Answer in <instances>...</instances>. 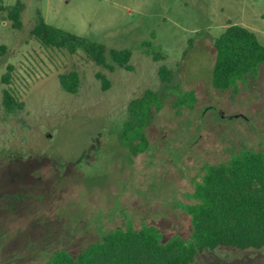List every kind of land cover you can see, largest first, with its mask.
I'll list each match as a JSON object with an SVG mask.
<instances>
[{
    "label": "rangeland",
    "instance_id": "rangeland-1",
    "mask_svg": "<svg viewBox=\"0 0 264 264\" xmlns=\"http://www.w3.org/2000/svg\"><path fill=\"white\" fill-rule=\"evenodd\" d=\"M24 3L22 27L0 9L1 76L26 107L4 122L0 101V264H47L61 249L77 255L103 234L132 223L155 226L163 241L191 238L183 209L209 164L245 148L264 150V63L226 90L213 85L216 38L241 24L264 44V0H3ZM104 44L131 48L132 70L111 71L87 58L41 45L31 35L40 17ZM148 41L165 55L155 60ZM162 64L174 71L163 85ZM76 70L79 92L59 75ZM104 72L111 86L96 77ZM162 92L152 109L148 145L132 154L119 137L129 103L146 89ZM194 104H183L189 92ZM186 100L191 101V96ZM187 103V102H186ZM140 141H136L139 144ZM7 149V150H6ZM143 149V148H142ZM189 264H264V248L220 245Z\"/></svg>",
    "mask_w": 264,
    "mask_h": 264
},
{
    "label": "trees",
    "instance_id": "trees-1",
    "mask_svg": "<svg viewBox=\"0 0 264 264\" xmlns=\"http://www.w3.org/2000/svg\"><path fill=\"white\" fill-rule=\"evenodd\" d=\"M0 9L8 12L14 28L22 27L23 2L5 7L0 0ZM31 35L43 46L67 50L71 54L82 52L111 71L116 67L133 69L131 48L108 49L102 43L55 27L42 16ZM215 48L212 80L220 90L233 87L248 74L258 72L264 63V44L254 31L238 23H230L226 27L216 38ZM143 49L155 60L165 59L163 52L155 50L148 41L143 42ZM14 71V65L9 63L1 76L0 101L4 122L18 117L26 107V102L13 87ZM158 75L166 86L172 83L174 71L162 64ZM96 77L105 90L110 88L111 81L104 72L98 71ZM59 80L64 91L71 94L79 92L81 76L78 71L61 73ZM190 96L192 100H186ZM182 101L183 104H194V92L186 94ZM161 106V90L151 88L129 103L119 137L132 154H138L148 145L146 129L152 118V109ZM136 141H140L139 144ZM140 143L143 149H139ZM190 196L194 202L183 207L191 216L189 240L176 235L163 241L155 226L144 224L137 229L130 223L109 230L77 255L66 249L57 250L47 264H189L204 248L214 250L220 245L241 249L264 248V150L245 148L228 162L207 165Z\"/></svg>",
    "mask_w": 264,
    "mask_h": 264
}]
</instances>
